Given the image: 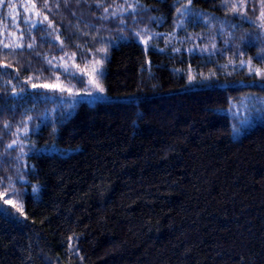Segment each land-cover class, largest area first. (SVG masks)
Instances as JSON below:
<instances>
[{"label": "trees", "instance_id": "1", "mask_svg": "<svg viewBox=\"0 0 264 264\" xmlns=\"http://www.w3.org/2000/svg\"><path fill=\"white\" fill-rule=\"evenodd\" d=\"M44 4H0V192L22 205L0 214V264H264V122L235 138L225 111L264 94L261 0ZM66 57L101 60L109 98L44 123L24 153L12 141Z\"/></svg>", "mask_w": 264, "mask_h": 264}, {"label": "rangeland", "instance_id": "2", "mask_svg": "<svg viewBox=\"0 0 264 264\" xmlns=\"http://www.w3.org/2000/svg\"><path fill=\"white\" fill-rule=\"evenodd\" d=\"M130 2L134 3V0H130ZM149 37L150 34L142 32L139 34L138 39L144 45H147L151 40ZM169 38H172V35L169 36ZM145 41H147V43H145ZM186 44H191L193 48H197L202 52L204 51L202 48L208 43L198 44L196 38L189 35ZM60 68L67 73V76L64 78L66 82L64 80H59L56 83L45 84L47 87H45V85L41 86V88L45 90L42 94L41 102H47V104L45 106L43 105L40 109L39 119L35 120L36 116L28 118L25 125L18 131L17 137L13 140L15 143L12 141V145L24 153L36 148L32 135L36 134L44 123H53L58 119L70 116L76 104L80 101L92 103L96 100H106L109 98L105 90L101 93L89 84L90 79H97L101 83V60H92L86 65L81 66L78 65L74 59L66 57L60 61ZM65 69H67V71ZM94 69H98L99 71L94 72ZM74 74L76 78L82 76L81 84L78 86H74L71 82L70 77L74 76ZM89 93H91V95H89ZM225 111L231 116L232 134L235 138H238L242 133L255 125V123L264 122V94L254 91L247 92L241 95L237 100H233ZM56 149L57 147L55 145L38 146L40 152H52ZM13 190L15 194H12ZM13 190L0 192L3 198L1 203L5 208L8 206L13 207L19 214L17 210L19 207V192L15 189ZM5 201H8V203H5Z\"/></svg>", "mask_w": 264, "mask_h": 264}, {"label": "snow or ice", "instance_id": "3", "mask_svg": "<svg viewBox=\"0 0 264 264\" xmlns=\"http://www.w3.org/2000/svg\"><path fill=\"white\" fill-rule=\"evenodd\" d=\"M223 2L225 4H227L228 3V0H223ZM3 3H4V0H0V4H3ZM189 3H191V0H189ZM243 6H244L243 3H233V4H231V11H233V12H239L240 9ZM33 7H35V5H33ZM44 7L45 8L48 7L47 0H45ZM128 9H132L134 11L135 10V5H131L130 4V5H128V8H126L124 10L127 11ZM186 9H187V6H185L184 9H177V11L180 12V11H183V10H186ZM105 11H107V9H105ZM113 15H115V13H113ZM45 19H47V17H45ZM258 19L264 20V0H261V12H260V16L258 17ZM149 39H151V38L149 37ZM145 43H147V41H145ZM5 47H7V45H5ZM29 47H31V45H29ZM99 51H106V50L105 49H100ZM243 63L244 62L241 61V64H243ZM65 70L67 71V69H65ZM95 71H99V70L98 69H94V72ZM249 71H255L257 74H260L261 72H264V69H253V68H249ZM74 76H75V74H74ZM89 84L92 85L97 91H99L101 93L104 92V88H103L102 84L99 82V80H97V79H90L89 80ZM45 87H47V86L45 85ZM69 91H71V90H69ZM89 95H91V93H89ZM5 127H7V125H5ZM13 143H15V141H13ZM9 147H11V145H9ZM12 194H15L14 190H13ZM5 203H8V201H5ZM13 206H15V205H13ZM17 210L18 211H22V205L19 206L17 208ZM0 214H11V208H5L3 206V204H0Z\"/></svg>", "mask_w": 264, "mask_h": 264}]
</instances>
